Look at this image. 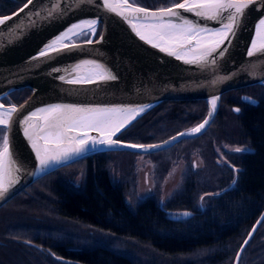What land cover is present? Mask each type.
<instances>
[{
  "label": "trees",
  "instance_id": "16d2710c",
  "mask_svg": "<svg viewBox=\"0 0 264 264\" xmlns=\"http://www.w3.org/2000/svg\"><path fill=\"white\" fill-rule=\"evenodd\" d=\"M27 1L0 0V16L14 12ZM181 1L136 3L158 9ZM100 30L99 26L97 35ZM87 38L85 35L80 40ZM30 95L28 88L15 91V105ZM242 96L257 103L245 102ZM234 106L240 108V113L233 111ZM207 114L205 100H166L147 111L117 139L158 143L198 125ZM220 145L250 151H224L230 163L219 164L216 147ZM192 152H198L208 165L213 186L203 185L201 175L190 168L183 176L181 190L163 207L156 194L143 201L137 198L134 209L125 202L127 193L136 192L134 159L142 154L96 153L43 176L0 209V264H65L45 254L48 251L83 264H234L239 248L264 210V85L223 94L216 118L201 136L147 154L155 166L158 190L178 157L183 155L189 160ZM63 171L73 174L63 176ZM79 173L82 181L77 186L71 179ZM207 193L212 195L206 208L200 209V198ZM169 210L193 213L178 220L167 217ZM63 221L77 230L58 227ZM93 228L115 236L108 234L110 238L106 240L98 236L86 238V232ZM83 239L95 240L82 245ZM239 264H264V219Z\"/></svg>",
  "mask_w": 264,
  "mask_h": 264
},
{
  "label": "water",
  "instance_id": "95a60500",
  "mask_svg": "<svg viewBox=\"0 0 264 264\" xmlns=\"http://www.w3.org/2000/svg\"><path fill=\"white\" fill-rule=\"evenodd\" d=\"M26 4L28 1L14 12L0 16V19L11 17L5 21L4 25H0V103L4 104L5 107L14 105L18 110L13 114V123L7 135L9 136L10 149L14 152L21 167V171L17 173L18 182L10 188L5 198L0 199V209L38 179L86 156L109 151H127L147 155L169 149L182 140L197 138L208 130L216 118L223 94L247 86L264 85V52L257 51L253 56H248L253 42L259 44L257 26L259 21L264 19V4H261L259 0H254V3L245 9L238 29L231 37V42L225 41L227 51L224 55L217 57L214 65L207 66L186 63L184 60L161 52L140 40L125 19L105 11L100 6L101 0H92V2L84 0V2L75 5L73 0H67L61 5L67 11L63 15L51 19L46 18V13L43 10L51 6L52 0H32V3L25 8ZM135 6L150 11L161 9L147 8L138 3ZM22 8L24 10L20 11ZM36 11L41 12L39 17L27 15L29 12L35 13ZM178 11L188 19L199 20L202 26L207 25L213 30L221 27L217 21L205 20L184 10L178 9ZM94 18L99 20L96 27V37L88 36L87 39L80 40L83 36H74L72 41L80 45L79 47L65 50L60 54H53L51 58L34 59L39 56V52L49 42L63 33L69 26ZM18 25L19 27H17ZM99 26L101 30L100 34L97 35ZM101 33L103 39L97 41ZM90 38L93 42L91 44L86 43ZM85 60H94L103 64L106 68L111 69L118 79L97 84L78 85L68 84L59 79L60 75H64L66 79L77 76L78 73L75 72L69 76L63 69H71ZM54 69H61V71L57 72ZM86 74V70L79 73V75ZM221 77H226V79L221 80ZM213 81L216 82L213 83ZM24 88L31 90V95L25 102L20 105L3 102V99L9 94ZM214 96H219L217 108L205 129L193 136L179 137L163 148L143 151L126 146L112 148L99 146L96 150H90L67 164H53L41 171L31 142L24 135L23 119L27 118L33 111L54 104L84 106L150 105L151 107L147 109L149 111L166 100H205L209 112L211 110L209 101ZM245 97L248 96H242V100L248 102L244 99ZM251 99L255 101L251 104L257 103V100ZM236 108L239 107L234 106L233 111ZM147 111L138 115L113 139H117L124 130ZM234 112L240 113V111ZM206 118H208V114ZM192 128L181 132H186ZM179 133L161 142L143 145L162 144L164 141L171 140L172 137H177ZM90 135L98 136L99 134L91 132ZM119 141L121 145L137 144ZM185 212L191 213L190 211ZM263 219L264 210L239 248L234 264H239L245 248ZM23 242L29 246L42 248L33 242ZM52 256L57 261L64 263L74 262L55 254Z\"/></svg>",
  "mask_w": 264,
  "mask_h": 264
},
{
  "label": "snow or ice",
  "instance_id": "6c2138e0",
  "mask_svg": "<svg viewBox=\"0 0 264 264\" xmlns=\"http://www.w3.org/2000/svg\"><path fill=\"white\" fill-rule=\"evenodd\" d=\"M66 2L67 0H52L51 6L43 10L46 13V18L51 19L63 15L67 9L61 5ZM80 2H84V0H73L74 5ZM87 2H92V0H87ZM259 2L264 4V0H259ZM31 3L32 0H28V4ZM253 3L254 0H183L181 3H174L171 7L155 11L135 6L136 0H101L100 6L105 11L125 19L139 39L152 47L179 60H184L186 63L207 66L214 65L217 57H222L227 51L225 41L231 42V37L239 27L245 9ZM28 4L24 7L27 8ZM178 9L194 13L196 17L205 20L217 21L221 27L213 30L207 25L202 26L199 20L193 21L184 17ZM23 10L22 8L20 11ZM27 15L39 17L41 12H29ZM8 19L11 17L0 19V25H4ZM98 23L99 20L94 18L69 26L63 33L49 42L39 52V56L34 59L51 58L53 54H60L65 50L79 47L80 45L75 44L72 38L85 35L96 37ZM257 37L259 44L253 42L248 56H253L257 51L264 52V19H261L257 26ZM102 39L103 34L101 33L97 41ZM92 42L91 38L86 41L88 44ZM85 70L87 71L86 75H79ZM54 71L60 72L61 69H54ZM63 71L69 76L73 72L78 73L77 76L67 79L64 75L59 76L60 80L73 85L97 84L118 79L111 69L94 60H85L71 69L65 68ZM220 79L223 80L226 77ZM215 82L213 81V83ZM244 99L249 103H255L249 97ZM218 100L219 96L210 99L211 110L203 123L186 132L179 133L177 137H172L171 140L164 141L162 144L121 145L118 139H113L138 115L147 111L151 107L150 105L84 106L54 104L33 111L27 118L23 119L24 135L31 142L40 170L44 171L53 164H67L90 150H96L99 146L108 148L126 146L148 151L149 149L163 148L179 137L199 134L214 116ZM17 111L14 105L5 107L4 104L0 103V199L5 198L10 188L18 182L17 173L21 171L15 154L10 149L9 136L7 135L13 123V114ZM234 111L239 112L240 109L236 108ZM91 132H96L99 135L92 136L90 135ZM234 151L239 153L250 151V149L237 147ZM233 170L237 171L236 169ZM233 184H235V180H233ZM203 199L204 197H201L202 201ZM169 215H174L175 218L179 219L190 216L191 213L183 212Z\"/></svg>",
  "mask_w": 264,
  "mask_h": 264
},
{
  "label": "rangeland",
  "instance_id": "374dc122",
  "mask_svg": "<svg viewBox=\"0 0 264 264\" xmlns=\"http://www.w3.org/2000/svg\"><path fill=\"white\" fill-rule=\"evenodd\" d=\"M237 148L236 146H229V145H220L216 147V151L218 153V163L219 164H227L229 165V161L223 156V152H229V153H236L234 149ZM136 163V192H130L125 195V202L131 207L134 208V205L136 204L137 198L145 199L149 196H155L158 195L159 197V204L161 206H164L165 203L172 198V196L181 190L183 185V176L186 174V172L192 168L194 172L198 173L202 177L203 185L210 184L209 186H213V184L210 182L211 178L209 175V171L207 170V164L203 160V158L200 156L198 152H192L190 155L189 160L183 155H180L174 165L171 167V169L168 172L167 177L165 178L163 184L161 185L160 189L158 190L155 186L156 184V173H155V166L153 162L150 159V156L146 155H137L134 159ZM73 174V171H63V176H70ZM119 178V176H118ZM72 182L75 185H80L82 181V173L76 174L72 177ZM133 191V190H132ZM134 193V194H133ZM212 193H207L203 195L204 197L203 201L200 198L199 207L201 204L206 206V202L209 196H211ZM178 214V213H174ZM8 222H12V219H9ZM77 226V225H75ZM58 227H62L67 231H75L77 230L73 224L68 222H60L58 223ZM87 235H85L86 238H89L88 236L95 237L98 236V238L102 240L109 239L110 236L105 233V231H102L100 229H89L88 232H86ZM85 233V234H86ZM84 235V234H83ZM83 237V238H85ZM95 239H83L81 241V244L84 245L85 243L92 244ZM117 248V247H116ZM34 263V262H33ZM32 263V264H33Z\"/></svg>",
  "mask_w": 264,
  "mask_h": 264
},
{
  "label": "flooded vegetation",
  "instance_id": "af4514ba",
  "mask_svg": "<svg viewBox=\"0 0 264 264\" xmlns=\"http://www.w3.org/2000/svg\"><path fill=\"white\" fill-rule=\"evenodd\" d=\"M15 92V91H14ZM13 92V93H14ZM13 93H11V94H9L7 97H5L4 99H3V102L5 103V104H16V103H18L17 102V100H18V98H16L15 99V97H13ZM147 198V197H146ZM145 198V199H146ZM145 199H140V201H143V200H145ZM161 206V205H160ZM134 207H135V205H134ZM163 207V206H162ZM200 209H205L206 208V206H204L203 204H201L200 205V207H199ZM132 209H134V208H132ZM185 211H190L191 212V214L193 213L191 210H177V211H173V210H169L168 212H167V217H170V219H177V218H175L174 217V215H169V214H174V213H183V212H185ZM191 216V215H190ZM190 216H187V217H181V218H179L178 220H182V219H185V218H189ZM105 233H107V234H109V235H114V233H112V232H109V231H105ZM115 233H117V234H124L123 232H118V231H115ZM115 236V235H114ZM121 236H124V235H121ZM71 249H73V248H71ZM51 251V250H50ZM53 253H51V252H46L45 254H48V255H50L52 258H54L53 256H52V254H55V255H57L56 253H54V251H52ZM57 256H60V255H57ZM62 257V256H61ZM66 259H68V258H66ZM70 260H72V261H74V262H71V263H65V264H83V263H81L80 261H78V260H76V259H70ZM59 262H61V261H59ZM62 263H64V262H62Z\"/></svg>",
  "mask_w": 264,
  "mask_h": 264
}]
</instances>
